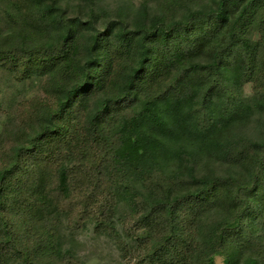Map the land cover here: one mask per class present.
I'll return each instance as SVG.
<instances>
[{"label": "trees", "instance_id": "trees-1", "mask_svg": "<svg viewBox=\"0 0 264 264\" xmlns=\"http://www.w3.org/2000/svg\"><path fill=\"white\" fill-rule=\"evenodd\" d=\"M7 1L0 67L45 79L0 138V264H87L64 247L63 220L123 251L138 240L140 264L205 251L207 264H264V136L233 134L264 110V0H159L173 15L122 8L103 28L60 0ZM201 153L246 173L199 175Z\"/></svg>", "mask_w": 264, "mask_h": 264}, {"label": "rangeland", "instance_id": "rangeland-1", "mask_svg": "<svg viewBox=\"0 0 264 264\" xmlns=\"http://www.w3.org/2000/svg\"><path fill=\"white\" fill-rule=\"evenodd\" d=\"M48 3L51 0H46ZM159 0H95V12L90 13L88 7L78 5L76 0H60V4L65 9L68 18L75 16L83 20H91L96 26L103 28L109 18H118V13L122 8L135 10L136 8L147 6L151 16L160 14L163 10L166 13L173 15L175 6H161ZM199 2V1H197ZM194 4L177 5V15H181ZM15 14L14 8L7 0H0V28L7 29L11 24V16ZM253 42H258L260 39V28L257 23L253 24L249 32ZM261 41V40H260ZM264 49V43L260 42V50ZM45 76L32 75L29 78L20 77L16 71L0 67V138L3 136L6 129H12L19 123L18 106L19 104L36 95H43V84ZM254 83H248L242 89V97L245 100L251 99L253 96ZM248 116L242 125H238L233 134L242 135L250 139H259L264 136V110L248 111ZM196 172L200 175L207 176H244L246 173L247 164L245 166L238 164L230 166L221 163L217 158L211 157L208 153L196 155ZM176 167V166H173ZM193 187V186H192ZM122 211L126 210V206L121 207ZM214 214V215H213ZM209 222L214 218H218L219 214L213 213ZM206 225V229H208ZM63 234L64 247L72 250L77 256L84 260L87 264H140L137 262L135 247L139 246L138 240H128L131 249L123 251L119 245L104 234H98L93 225H88L84 230L71 234L66 228V221L63 220L61 225ZM210 252L205 251L199 257L200 264H207ZM222 256L216 255V263L222 264ZM154 264H162L154 263ZM167 264V263H165ZM170 264V263H168Z\"/></svg>", "mask_w": 264, "mask_h": 264}]
</instances>
